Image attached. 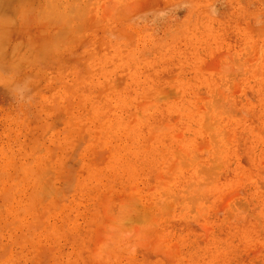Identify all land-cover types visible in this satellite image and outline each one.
Instances as JSON below:
<instances>
[{
    "label": "rangeland",
    "instance_id": "1",
    "mask_svg": "<svg viewBox=\"0 0 264 264\" xmlns=\"http://www.w3.org/2000/svg\"><path fill=\"white\" fill-rule=\"evenodd\" d=\"M0 264H264V0H0Z\"/></svg>",
    "mask_w": 264,
    "mask_h": 264
}]
</instances>
